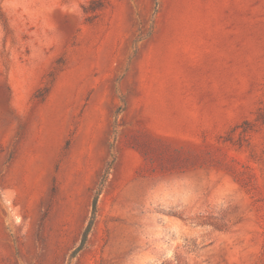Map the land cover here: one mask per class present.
<instances>
[{"label": "rangeland", "instance_id": "obj_1", "mask_svg": "<svg viewBox=\"0 0 264 264\" xmlns=\"http://www.w3.org/2000/svg\"><path fill=\"white\" fill-rule=\"evenodd\" d=\"M0 264H264V0H0Z\"/></svg>", "mask_w": 264, "mask_h": 264}, {"label": "trees", "instance_id": "obj_2", "mask_svg": "<svg viewBox=\"0 0 264 264\" xmlns=\"http://www.w3.org/2000/svg\"><path fill=\"white\" fill-rule=\"evenodd\" d=\"M95 208H96V199H94L93 202H92V213H91L90 221H89L86 229L84 230V233L82 235V238H81L79 246L72 252V256H74L77 252H79L83 248V246L85 244L86 237H87V235H88V233H89V231H90V229L92 227V224H93V215L95 213Z\"/></svg>", "mask_w": 264, "mask_h": 264}]
</instances>
